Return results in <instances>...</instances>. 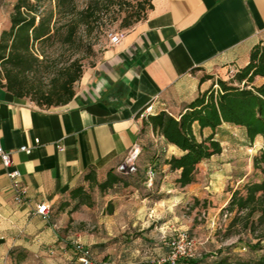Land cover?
Masks as SVG:
<instances>
[{
	"label": "crops",
	"instance_id": "obj_1",
	"mask_svg": "<svg viewBox=\"0 0 264 264\" xmlns=\"http://www.w3.org/2000/svg\"><path fill=\"white\" fill-rule=\"evenodd\" d=\"M152 5L118 45L109 42L66 105L41 107L17 98L0 77V144L13 160L7 169L0 159V264H17L19 257L77 264L70 240L80 219L94 256L138 264L141 246L152 255L168 252L162 236L172 237L174 210L208 200L221 212L245 182L241 178L225 192L233 175L209 165L222 152L202 161L195 182L181 187L180 171H171L165 161L183 152L155 133L147 119L165 112L179 120L200 94L218 91L219 80H233L230 69L248 66L253 48L264 41V0H152ZM8 26L0 18V39ZM263 84L257 77L253 85ZM150 106L153 114L145 115ZM231 128L246 132L224 124L216 139ZM212 133L203 131L206 137ZM24 146L31 152L21 151ZM134 146L141 149L143 174L157 167L154 186L133 179L104 192L92 188L86 176L102 183L112 170L121 174L118 167ZM9 170L21 173L28 189L24 203L15 201ZM81 190L91 199L78 205ZM44 203L51 209L47 220L37 213Z\"/></svg>",
	"mask_w": 264,
	"mask_h": 264
},
{
	"label": "trees",
	"instance_id": "obj_2",
	"mask_svg": "<svg viewBox=\"0 0 264 264\" xmlns=\"http://www.w3.org/2000/svg\"><path fill=\"white\" fill-rule=\"evenodd\" d=\"M14 1L10 27L3 31L0 39V65L3 68L0 77L4 81V87L15 97L30 98L41 107L68 104L74 98L76 85L84 74L79 61L60 69L48 91L33 89L28 74L46 67L49 63V57L44 50L48 44L57 41L64 44L74 42L80 32L87 33L103 20L102 9L97 3H91L80 10L75 0ZM148 3L147 13L142 15L143 11H139L135 19L130 21L126 17L123 28L129 30L144 21L153 8L152 0ZM257 77L264 78V41L253 48L248 66L240 69L233 80H219L218 91L212 89L200 94L179 120L165 112L148 117L147 124L152 126L153 131L183 152L181 157H172L165 161L171 171H180L177 182L181 187L195 182L198 165L202 161L223 152L221 142L216 139V131L224 124L244 127L251 143L259 136L264 138V84L253 85ZM196 127L200 129V136L196 135ZM205 129H211L213 133L206 137L203 134ZM253 165L260 178L248 181L233 192L229 204L222 210V215L229 218L223 234L226 239L238 237V242L250 250L263 251L264 147L254 158ZM149 169H153L157 175V167L152 165ZM149 169L146 175L141 169L137 175L122 172L117 174L112 170L102 183L90 175L86 176V180H91L92 188L97 187L101 192L120 184L129 186L133 179L147 187ZM76 197L79 199L78 205L91 199L82 190ZM168 255L169 249L166 257ZM212 257L214 259L210 264H264V254L244 260L231 258L230 251L225 253L223 248ZM23 260L25 259L19 257L17 262L21 263ZM159 260L161 259L153 264H158ZM200 263L197 256L194 259H184L179 264Z\"/></svg>",
	"mask_w": 264,
	"mask_h": 264
},
{
	"label": "rangeland",
	"instance_id": "obj_3",
	"mask_svg": "<svg viewBox=\"0 0 264 264\" xmlns=\"http://www.w3.org/2000/svg\"><path fill=\"white\" fill-rule=\"evenodd\" d=\"M78 9L82 10L89 4L98 5L103 11V20L99 24H95L87 33L80 32L74 42L70 44L60 43L48 44L45 47L46 55L49 57L46 67H42L35 72L28 74V79L33 85V89L41 88L48 91L53 83L54 77L60 69L68 67L72 62L79 61L83 67V73L91 68L98 66L102 53L105 47L109 44V35L111 33L124 34L127 29L123 28L124 19L134 20L139 11H143L142 15L149 10V0H75ZM14 0H0V18L9 21L10 15L13 12ZM143 9V10H142ZM0 65V71H2ZM77 86V85H76ZM31 100L30 98H27ZM223 147V154L216 157L214 161L209 163L210 169L214 172L220 170L228 171L232 176L228 184L221 185L225 192L231 189V186L238 182L241 178H245V182L239 187H242L248 181L257 180L260 174L254 169V158L259 155L264 147V141L259 138L254 143H250L245 130L241 128L223 129L217 138ZM139 173V163L137 165ZM225 196H223L224 198ZM197 205L190 202L185 207L174 210L177 215L176 225L170 226L172 237L179 231H186L194 239L197 245V253L200 264H210L213 261L212 255L217 253L221 248L225 249V253L230 251L231 258H241L244 260L257 258L264 254L263 251H253L244 244L238 242V237L226 239L224 231L229 223V218L222 215V211L213 210V202L208 205ZM86 213V212H85ZM84 216V212L79 213ZM82 220H76L73 227V233L70 243L73 246L75 241L80 242L86 247H90L89 243L84 240V226ZM89 228V227H88ZM165 234V235H164ZM162 236V242L165 244L168 237L165 232ZM165 239V240H164ZM264 245V244H263ZM166 247V245H163ZM140 257L137 259L138 264H153L157 259L166 258V252L159 249L158 254L152 255L145 247L141 246ZM159 248V247H158ZM115 253V250H112ZM94 255V254H93ZM96 264H111L102 256H94ZM113 262L116 264V260ZM127 262V261H126ZM131 262V261H129ZM136 260L134 259L135 263ZM46 263V260H45ZM18 264H42L39 259H25ZM77 264H80L77 262Z\"/></svg>",
	"mask_w": 264,
	"mask_h": 264
},
{
	"label": "built area",
	"instance_id": "obj_4",
	"mask_svg": "<svg viewBox=\"0 0 264 264\" xmlns=\"http://www.w3.org/2000/svg\"><path fill=\"white\" fill-rule=\"evenodd\" d=\"M123 34L111 33L109 35L110 44L113 46L118 45L122 40ZM239 72L238 69L232 68L229 70L228 75L230 78H234ZM145 115H151L152 106L148 107L145 112ZM21 151L30 153L31 149L27 146H24L20 149ZM141 154V149L139 146H134L130 151L129 155L118 167V171L126 174H132L137 171V161ZM0 159L5 168L10 169L13 166L12 152L6 151L0 144ZM8 176L12 181V188L15 195V201L17 203H24L28 194V189L23 186L21 182V173L17 170H9ZM156 173L153 169L148 171V187H152ZM37 213L41 215L45 220L50 217L51 209L50 206L44 203L41 205ZM165 244L169 249V255L159 260L158 264H179L184 259H194L198 256L197 245L194 239L186 231H179L175 234L174 237L165 240ZM73 248L76 252L78 260L81 264H96L94 261V255L92 249L82 245L80 242L75 241ZM107 264V263H103Z\"/></svg>",
	"mask_w": 264,
	"mask_h": 264
}]
</instances>
